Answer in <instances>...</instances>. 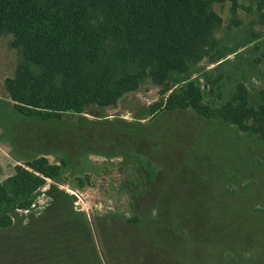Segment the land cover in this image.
<instances>
[{
	"label": "rangeland",
	"instance_id": "374dc122",
	"mask_svg": "<svg viewBox=\"0 0 264 264\" xmlns=\"http://www.w3.org/2000/svg\"><path fill=\"white\" fill-rule=\"evenodd\" d=\"M240 3L236 18L231 2L215 4L220 42L261 36L192 75L213 106L238 81L254 104L264 86V24L256 0ZM12 38H0V179L41 154L63 169L0 225V264H264V140L189 108L152 114L162 95L151 82L114 108L20 116L4 84L20 57ZM132 153L157 164L153 180Z\"/></svg>",
	"mask_w": 264,
	"mask_h": 264
},
{
	"label": "trees",
	"instance_id": "16d2710c",
	"mask_svg": "<svg viewBox=\"0 0 264 264\" xmlns=\"http://www.w3.org/2000/svg\"><path fill=\"white\" fill-rule=\"evenodd\" d=\"M227 2L236 18L240 0H0V38L11 34L20 54L15 74L4 81L14 109L28 119H60L90 105L114 108L151 82L162 95L150 105L152 114L189 108L264 140V86L254 104L250 87L238 81L230 97L213 106L192 79L202 62L223 60L261 36L222 44L223 17L215 4ZM256 10L264 24V0H256ZM214 81L222 87L221 78ZM131 157L153 180L157 164L138 153ZM62 169L45 154L15 164L0 179V225L13 224V210L33 207Z\"/></svg>",
	"mask_w": 264,
	"mask_h": 264
}]
</instances>
